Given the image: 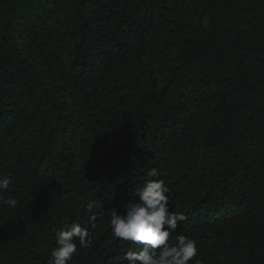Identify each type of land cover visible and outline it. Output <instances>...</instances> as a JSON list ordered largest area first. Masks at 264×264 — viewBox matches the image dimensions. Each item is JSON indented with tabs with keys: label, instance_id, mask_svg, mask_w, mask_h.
Listing matches in <instances>:
<instances>
[{
	"label": "trees",
	"instance_id": "16d2710c",
	"mask_svg": "<svg viewBox=\"0 0 264 264\" xmlns=\"http://www.w3.org/2000/svg\"><path fill=\"white\" fill-rule=\"evenodd\" d=\"M150 168L171 243L264 264V0H0V264H47L66 218L70 264H127L109 210Z\"/></svg>",
	"mask_w": 264,
	"mask_h": 264
},
{
	"label": "clouds",
	"instance_id": "9594fccd",
	"mask_svg": "<svg viewBox=\"0 0 264 264\" xmlns=\"http://www.w3.org/2000/svg\"><path fill=\"white\" fill-rule=\"evenodd\" d=\"M157 168H150L141 187L136 189L135 202L112 207L109 210L108 226L111 235L123 242L127 249L120 257L127 264H203L199 246L190 236L176 234L175 243L170 237L176 233L178 224L186 219L184 213L170 207L169 188ZM10 180L0 175V190L7 189ZM19 201L12 197H0V204L15 209ZM96 205L89 203L86 211L92 213L91 226L97 219ZM65 227L53 229L55 244L50 249L47 264H70L78 249L91 244L88 228L66 218ZM135 249V250H134Z\"/></svg>",
	"mask_w": 264,
	"mask_h": 264
}]
</instances>
